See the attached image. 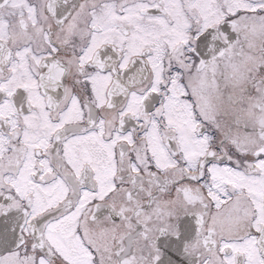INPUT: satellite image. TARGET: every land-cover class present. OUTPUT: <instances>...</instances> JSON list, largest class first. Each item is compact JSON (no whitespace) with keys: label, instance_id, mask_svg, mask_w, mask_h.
Segmentation results:
<instances>
[{"label":"snow or ice","instance_id":"obj_1","mask_svg":"<svg viewBox=\"0 0 264 264\" xmlns=\"http://www.w3.org/2000/svg\"><path fill=\"white\" fill-rule=\"evenodd\" d=\"M0 264H264V0H0Z\"/></svg>","mask_w":264,"mask_h":264}]
</instances>
